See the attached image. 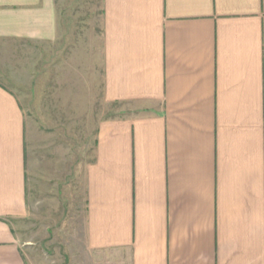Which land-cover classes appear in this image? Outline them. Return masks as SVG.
Instances as JSON below:
<instances>
[{
	"label": "crops",
	"instance_id": "obj_1",
	"mask_svg": "<svg viewBox=\"0 0 264 264\" xmlns=\"http://www.w3.org/2000/svg\"><path fill=\"white\" fill-rule=\"evenodd\" d=\"M59 23L56 0H0V70ZM101 46L110 117L73 170L87 248L111 264H264V0H102ZM28 153L0 80V264H28ZM71 153L36 128L37 191Z\"/></svg>",
	"mask_w": 264,
	"mask_h": 264
},
{
	"label": "rangeland",
	"instance_id": "obj_2",
	"mask_svg": "<svg viewBox=\"0 0 264 264\" xmlns=\"http://www.w3.org/2000/svg\"><path fill=\"white\" fill-rule=\"evenodd\" d=\"M56 3L58 39L49 45L24 42L13 67L0 70L26 118L29 209L17 231L28 264H111L109 256L87 248L82 179L74 172L79 158L92 160L98 123L111 111L102 99V0ZM40 127L50 128L71 150L81 146V153L70 154L76 159L72 171L51 175L44 192L36 190L34 176V131Z\"/></svg>",
	"mask_w": 264,
	"mask_h": 264
}]
</instances>
